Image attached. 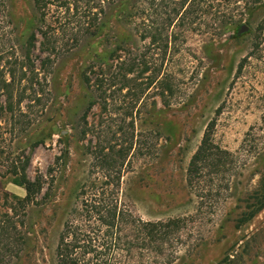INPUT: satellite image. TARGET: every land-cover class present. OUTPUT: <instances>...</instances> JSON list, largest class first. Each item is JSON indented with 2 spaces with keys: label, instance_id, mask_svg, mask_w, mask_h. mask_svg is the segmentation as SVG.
Instances as JSON below:
<instances>
[{
  "label": "rangeland",
  "instance_id": "1",
  "mask_svg": "<svg viewBox=\"0 0 264 264\" xmlns=\"http://www.w3.org/2000/svg\"><path fill=\"white\" fill-rule=\"evenodd\" d=\"M115 1L97 36L69 45L44 69L38 48L36 96L23 76L6 74L38 19L34 1L0 0V218L13 196L26 195L13 182L23 168L44 185L40 204L22 217L25 250L11 264H55L64 220L102 148L125 152L123 199L137 216L192 217L173 264H217L238 243L245 264H264V210L237 226L264 178V6L233 1L237 22L229 30L191 28L164 56ZM143 4L147 22L162 21L164 0ZM243 24L249 30L240 34ZM130 60L138 65L122 76L118 68ZM109 79L112 89L99 92L97 83ZM212 121L215 143L231 154L228 169L206 171L191 187L189 163Z\"/></svg>",
  "mask_w": 264,
  "mask_h": 264
},
{
  "label": "trees",
  "instance_id": "2",
  "mask_svg": "<svg viewBox=\"0 0 264 264\" xmlns=\"http://www.w3.org/2000/svg\"><path fill=\"white\" fill-rule=\"evenodd\" d=\"M33 1L38 19L23 46L21 57L16 58L6 74L23 76L20 83L25 81L30 84L37 96L39 93L34 88V76H40L35 58L38 48L45 55L44 59L38 58L44 69L53 62L52 58H56L69 45L77 46L84 38L97 36L103 27L106 6L115 0ZM144 1L116 0L115 3L129 10L126 17L135 19L141 40H150V46L164 56L170 52L171 46L186 39L191 28L202 35L210 34L215 29L220 33L229 30L228 27L237 22L233 1L246 2L252 8L264 6V0H164V11L160 15L162 21L147 22ZM216 22H219L218 28H215ZM141 57L138 64L143 63L141 61H144L146 54ZM138 64L131 60L123 61L118 73L128 76ZM146 71L147 65L144 68ZM159 73L160 70H153L150 76H158ZM86 81L89 82V79L86 78ZM114 83L113 79L100 80L97 89L106 94ZM26 91L24 89L23 97ZM12 97V93L8 92L7 99L10 101ZM8 109L13 111L12 107ZM87 116L88 113L84 116L85 121ZM215 124L216 121H212L208 125L200 146L190 160L187 179L191 187H199L206 171L217 176L228 169L231 154L215 143ZM125 161L126 154L122 149L102 148L96 153L95 171L80 184L64 220L55 250V264H173L177 261V245L185 238L188 221L192 217L145 221L137 216L123 199L122 167ZM13 182L23 187L26 195L23 198L13 196L2 212L0 264H11L15 259H20L25 250L22 217L30 206L40 204L39 197L44 190L42 181L30 179L25 168ZM260 186V197H257L253 208L238 218V227L264 210V178ZM238 245H233L217 264H245L244 255L236 249Z\"/></svg>",
  "mask_w": 264,
  "mask_h": 264
},
{
  "label": "water",
  "instance_id": "3",
  "mask_svg": "<svg viewBox=\"0 0 264 264\" xmlns=\"http://www.w3.org/2000/svg\"><path fill=\"white\" fill-rule=\"evenodd\" d=\"M248 30H249V27H248L247 25L243 24V25L240 27V29H239V33H240V34H243V33L247 32Z\"/></svg>",
  "mask_w": 264,
  "mask_h": 264
}]
</instances>
